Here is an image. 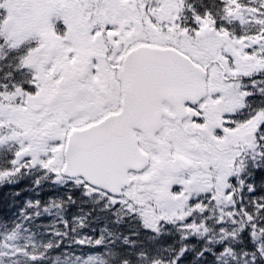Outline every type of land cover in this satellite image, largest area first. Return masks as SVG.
Here are the masks:
<instances>
[{"label":"snow or ice","instance_id":"snow-or-ice-1","mask_svg":"<svg viewBox=\"0 0 264 264\" xmlns=\"http://www.w3.org/2000/svg\"><path fill=\"white\" fill-rule=\"evenodd\" d=\"M25 182L0 264H264V0H0Z\"/></svg>","mask_w":264,"mask_h":264},{"label":"trees","instance_id":"trees-1","mask_svg":"<svg viewBox=\"0 0 264 264\" xmlns=\"http://www.w3.org/2000/svg\"><path fill=\"white\" fill-rule=\"evenodd\" d=\"M17 188L21 190V196L15 201H13L11 196L8 195L11 189H0V219L12 218L27 199L47 200L50 196L55 195L54 191L45 187L43 190H40L39 196H37L36 193L31 191L28 187L27 182L18 185ZM72 211L74 212L75 210L73 209ZM48 222H50V220ZM97 227L99 228L101 226L98 225Z\"/></svg>","mask_w":264,"mask_h":264}]
</instances>
